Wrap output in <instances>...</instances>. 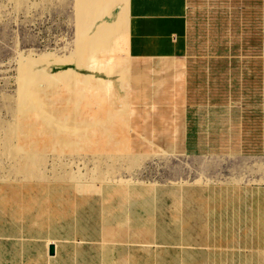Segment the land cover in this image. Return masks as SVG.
<instances>
[{
    "label": "rangeland",
    "instance_id": "obj_1",
    "mask_svg": "<svg viewBox=\"0 0 264 264\" xmlns=\"http://www.w3.org/2000/svg\"><path fill=\"white\" fill-rule=\"evenodd\" d=\"M125 2L0 0V188L72 189L49 231L135 263L146 191L264 205V0H187V112H134Z\"/></svg>",
    "mask_w": 264,
    "mask_h": 264
},
{
    "label": "crops",
    "instance_id": "obj_2",
    "mask_svg": "<svg viewBox=\"0 0 264 264\" xmlns=\"http://www.w3.org/2000/svg\"><path fill=\"white\" fill-rule=\"evenodd\" d=\"M187 9V0H126L107 16L124 20L134 112H187ZM48 191L0 188V264H264V205L202 204L197 197L191 201L187 188L179 189L178 203H166V191H146L141 196L148 199L136 209L137 226L161 228L164 236L135 243L146 254L132 263L130 254L122 262L119 243L106 253L104 244L50 232L70 225L72 217L56 210L72 207L73 190ZM45 206L48 212L42 211ZM166 230L177 236L166 239ZM110 233L115 239L113 232L105 234Z\"/></svg>",
    "mask_w": 264,
    "mask_h": 264
},
{
    "label": "water",
    "instance_id": "obj_3",
    "mask_svg": "<svg viewBox=\"0 0 264 264\" xmlns=\"http://www.w3.org/2000/svg\"><path fill=\"white\" fill-rule=\"evenodd\" d=\"M49 253L51 255H54L55 254V246L53 244H51L50 247H49Z\"/></svg>",
    "mask_w": 264,
    "mask_h": 264
},
{
    "label": "bare ground",
    "instance_id": "obj_4",
    "mask_svg": "<svg viewBox=\"0 0 264 264\" xmlns=\"http://www.w3.org/2000/svg\"><path fill=\"white\" fill-rule=\"evenodd\" d=\"M127 52V51H126ZM77 88V87H76ZM70 90V89H69ZM82 91V90H81ZM19 122V121H18ZM33 151V150H32ZM120 153V152H119ZM30 163H32V162H30ZM27 164H29V163H27ZM30 165V164H29ZM32 165V164H31ZM25 167V166H24ZM36 169V168H35Z\"/></svg>",
    "mask_w": 264,
    "mask_h": 264
}]
</instances>
